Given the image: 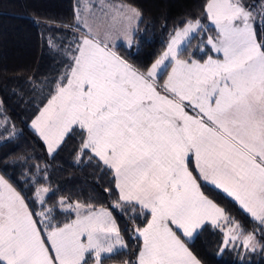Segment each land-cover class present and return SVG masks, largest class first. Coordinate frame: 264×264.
Segmentation results:
<instances>
[{
    "label": "snow or ice",
    "instance_id": "obj_1",
    "mask_svg": "<svg viewBox=\"0 0 264 264\" xmlns=\"http://www.w3.org/2000/svg\"><path fill=\"white\" fill-rule=\"evenodd\" d=\"M260 7L264 21V2ZM120 12L130 46L141 14L126 5ZM206 12L218 32L207 44L222 59L182 58L201 28L198 20L176 30L145 72L107 43L82 35L66 83H57L32 122L50 154L78 125L86 133L81 151L89 150L114 176L119 197L113 208L139 206L141 214L150 215L144 227L134 229L142 240L136 264H201L178 232L191 241L209 222L225 235L221 251L241 238L244 249L255 250V236L239 230L200 191L190 158L200 178L234 198L264 232V41L257 39L254 10L241 0H208ZM168 67L158 90L157 76ZM48 191L37 190L41 209L30 210L0 177V264H89L86 257L101 264L102 254L126 247L108 209L64 207L61 200L76 216L54 224L53 210L41 196Z\"/></svg>",
    "mask_w": 264,
    "mask_h": 264
},
{
    "label": "trees",
    "instance_id": "obj_2",
    "mask_svg": "<svg viewBox=\"0 0 264 264\" xmlns=\"http://www.w3.org/2000/svg\"><path fill=\"white\" fill-rule=\"evenodd\" d=\"M136 8L141 16L128 48L118 45V54L137 70H147L165 49L169 36L189 21L205 22L208 0H108ZM264 0H241L254 10V29L264 41V21L259 15ZM76 24L75 0H0V175L25 199L30 210L40 211L37 190L45 208L53 210L54 224L75 218L64 207L76 203L94 209L111 210L126 247L102 258V264H136L141 241L134 229L143 227L149 215L126 207L113 208L118 200L114 177L89 150L81 151L85 133L78 127L67 133L50 156L30 122L55 94L58 82L74 63L73 55L81 40ZM51 41V44L49 43ZM188 47V55L198 54ZM205 46V45H202ZM194 172V169L191 168ZM203 194L222 208L244 234L255 236V250L244 249L241 240L223 251L224 233L205 225L189 242L188 248L201 264H264V232L232 199L205 183ZM39 220V217H34ZM223 225V224H222ZM41 227H43L41 225ZM90 260V259H88Z\"/></svg>",
    "mask_w": 264,
    "mask_h": 264
},
{
    "label": "rangeland",
    "instance_id": "obj_3",
    "mask_svg": "<svg viewBox=\"0 0 264 264\" xmlns=\"http://www.w3.org/2000/svg\"><path fill=\"white\" fill-rule=\"evenodd\" d=\"M121 5L122 4L111 3L108 0H75V18H76V24L80 28V31H81V33H80L81 39H82V35H90L91 37H93V38H95V39H97V40H99V41H101L103 43H107L108 46L111 47L112 50L115 51L117 55H119L118 52H117V50H116V48H117L118 45H121L122 44L123 46L130 48L134 44V42H133V36H134V33H135L136 29H137V25H138V21L139 20L133 25L134 32H133V35H132V43L129 46L128 42L124 38L125 32L127 30V24H128V22L121 15V12H120V6ZM246 9H248V8H246ZM195 21H197V20H195ZM195 21H193V22H195ZM198 21L200 22L201 28L200 29H197V33L194 34L195 38L191 40V44H193L191 46V49L193 51L195 50V53L198 54V56H199L198 59L197 58L196 59L199 60L201 63H203L204 61H206L209 57H212L213 59H217V58L222 59V53H216V52L212 51L211 45H208L207 44V39L209 37H211L213 40H216L217 39L218 32L216 30L215 25L211 22V20L207 16L206 6H205V22L202 21L201 19H198ZM186 24L182 25L181 27L177 28L176 30L182 29ZM174 34H175V32H173L169 36V38L167 40V44H166L165 49L157 57V59H159L160 56L163 54V52L167 49V45L170 42V38ZM202 45H205V46H202ZM200 47L203 48V51H197V48H200ZM183 59H185V58H183ZM155 61L153 63H155ZM165 63H167V61ZM133 68H135V67H133ZM138 71H140V70H138ZM145 71H140V72H145ZM170 72H171V67H168L165 72H163L161 74H158L157 80H156V84H157L158 90H162V85L167 80V76H168V74ZM188 111H189L190 114L195 115V112L191 111L190 109H188ZM39 114L37 116H39ZM36 117L33 118V120H35ZM33 120L30 122V128L39 136V138L42 140V142L44 143V145L46 147L47 153L50 156H52L56 152L57 149L53 153H51V154L49 153L47 144L40 137L39 133H37L36 130L32 127ZM74 127H78L79 128L78 125H74L73 128ZM85 135H86V133H85ZM96 158L99 160L98 157H96ZM190 161L191 162L189 163V170L192 171L191 168L194 169V172L192 171V173H193V176L197 178V183L199 185H200V183H205V184H207L209 186H212L213 188L219 190L225 196L229 197L226 193L223 192L222 189H218L214 185H212V184L204 181L202 178H200L199 171L195 167L194 158H190ZM100 162L103 164L102 161H100ZM0 177H2V176L0 175ZM200 191L202 192L201 188H200ZM117 193H118V197H119V191L118 190H117ZM229 198L232 199V197H229ZM137 207L139 208V206H137ZM75 215H76V213H75ZM113 218L115 219L114 216H113ZM148 219H150V215H149V218ZM115 221H116V219H115ZM221 224H224V222L221 221ZM205 225L212 226L210 222L209 223H206ZM235 225H233V226H235ZM199 231H200V229L197 230V233ZM178 235H180L181 238L187 242V244L192 241V240L189 241L188 238L183 237L181 232H178ZM224 239H225V235H224L223 240ZM240 240L242 242V238ZM140 241H141V245H142V240H140ZM187 244H186V246L188 247ZM225 248H223V250ZM121 249H123V248H119L118 247L116 250H114L113 253H115V252H117V251H119ZM113 253H111V254H113ZM111 254H102V258L107 257V256H109ZM86 258L87 259H90L89 260V264H93V259L91 257H86Z\"/></svg>",
    "mask_w": 264,
    "mask_h": 264
},
{
    "label": "crops",
    "instance_id": "obj_4",
    "mask_svg": "<svg viewBox=\"0 0 264 264\" xmlns=\"http://www.w3.org/2000/svg\"><path fill=\"white\" fill-rule=\"evenodd\" d=\"M232 200L241 208V206L239 205V203L234 199L232 198ZM242 209V208H241ZM246 214H248L249 216H251L249 213H247L244 209H242Z\"/></svg>",
    "mask_w": 264,
    "mask_h": 264
}]
</instances>
